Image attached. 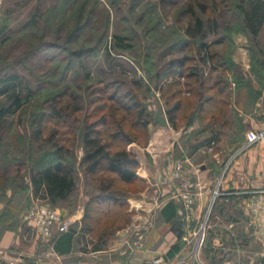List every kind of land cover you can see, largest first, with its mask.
I'll return each instance as SVG.
<instances>
[{
    "label": "rangeland",
    "instance_id": "1",
    "mask_svg": "<svg viewBox=\"0 0 264 264\" xmlns=\"http://www.w3.org/2000/svg\"><path fill=\"white\" fill-rule=\"evenodd\" d=\"M189 1L192 0H81L80 3L73 0H0V21L2 25L8 23L6 35L10 37L0 46V75L3 71H16L24 82L29 83L35 90V98L16 113L6 116L0 125V175L7 172V177H11L18 171L13 161L14 157L21 156L22 152H17L18 148L14 147L24 145L28 147L27 137H30L34 129L39 113L46 109L48 96L66 90L67 93L73 91L75 96L82 100L84 107L89 108L91 98H99L96 103L104 102L105 91L101 90L100 83L109 81L112 87L114 85L125 88L126 85L139 93L146 90L147 94H152L150 108L155 113L157 105L161 107V104L158 100L159 93L146 74V71L153 74L155 68L149 66L148 69L145 65L143 59L147 53L145 46L149 45L151 49L148 51L154 53V46L157 44L158 53L169 42L162 44V32L164 34L170 28L186 29L192 22L191 14L186 10ZM225 1L221 6L213 4L212 7H208L204 16L209 17L213 13L227 16L229 11L235 10V5L238 3L244 5L248 0ZM40 3L41 17L39 24L34 27L29 24L31 14ZM183 9L186 12L182 13ZM220 22L224 23V19ZM148 29L156 30L148 33ZM113 34L125 36L124 43L129 47H114ZM105 39L109 41V55L105 51L103 42ZM232 40L234 47L231 59L235 64L233 71L243 79H250L255 86L253 99L250 94L247 95L245 89L227 97L229 100L227 109L230 107L236 109L241 121L238 119L235 123L233 120L232 128L225 125L226 130L214 131V138L194 149L188 143L182 142V137L190 133L178 132L180 129L172 131L168 126L160 127L153 117L147 130L143 127L136 128V131L130 130V134L137 141L127 145L129 152L137 157V154L142 155L144 151L150 160L157 156L172 155L173 173L224 171V166L232 158L238 142L252 127L249 123L250 118L259 122L264 121V18L254 37L236 33ZM228 74L231 76L232 72ZM138 79H142L146 85L141 83L139 87L133 86L134 81ZM99 80L103 82H98ZM180 81L185 82V79L181 78ZM230 87H235L234 82L230 81ZM95 89L98 91L97 94L94 92ZM1 94L0 85V108L7 105V100ZM58 99L62 102H71L67 94ZM107 103L111 105L110 102ZM94 105L95 103L92 107ZM67 121V126H64L56 124L52 119L49 120V117H44L42 123L45 130L39 142L35 143L34 151L40 157L49 159L50 145L45 143V140L50 130H56L55 138L70 147L71 153L66 152V155L77 169L79 177L77 192L66 201L54 203L53 207L63 211L67 217L74 218L78 210L84 214L86 198L83 193L85 182L90 180L80 164L83 153L81 133L84 113L72 114ZM153 138L157 141L151 144ZM149 145H153V149L145 150ZM5 151L9 155L7 158L4 156ZM97 177L92 181L99 184ZM24 181L29 184V191L15 194L12 204L22 208L26 205L27 197L30 198L31 204L33 201H46L50 204L41 195L35 196L29 174L24 177ZM139 186L144 185L134 183L131 188ZM6 193L7 196L11 195V189H7ZM3 206L4 204L0 202V209ZM18 237L19 244L11 248L10 253L12 256L21 255L23 258L21 262L24 264L45 263L55 258L50 245L42 243L32 227L25 232L20 231Z\"/></svg>",
    "mask_w": 264,
    "mask_h": 264
},
{
    "label": "trees",
    "instance_id": "2",
    "mask_svg": "<svg viewBox=\"0 0 264 264\" xmlns=\"http://www.w3.org/2000/svg\"><path fill=\"white\" fill-rule=\"evenodd\" d=\"M222 2L226 1H189L186 10L191 14L192 22L186 29L170 28L164 34L162 32V44L169 42L158 53L157 44L154 46V53L148 51L151 49L149 45L145 46V65L148 69L149 66H154L155 70L153 74H149L146 69L144 71L159 93L158 100L166 118L173 129L184 127L183 133H190L182 137V142L188 143L194 149L214 138V131L226 130L225 125L233 126V120L235 123L238 119L241 121L236 109H227L228 96L245 89L251 99L255 97V86L251 80L243 79L233 71L235 64L231 59L234 47L232 36L236 33L255 36L264 18V2L248 0L244 5H235L234 8L238 11L231 10L227 16L222 13L204 16L208 7L213 4L221 6ZM40 6L41 3L31 14L29 24L34 27L39 24ZM219 18L224 19V23H221L222 19ZM7 26L8 23L2 25L0 21V46L10 39L6 35ZM153 30L156 29H148V33ZM112 38L114 47H129L124 43L125 36L113 34ZM103 42L106 54L109 55V41L105 39ZM228 72H232V75ZM181 78H184L185 82H181ZM22 80V76L16 71H3L0 75L1 95L7 100V105L0 108V125L6 116L16 113L35 98V90ZM230 81L234 82V88L230 87ZM141 83L145 84L142 79L135 80L133 86L139 87ZM100 84L101 90L105 91L104 102L96 103L100 99L91 98L89 108L84 107L82 100L75 96L73 91L67 93L66 90L48 96L46 109L39 113L34 129L30 137H27L28 147H14L18 148L17 152H22V155L15 156L13 161L18 171L11 177H7V172L0 175V202L4 204L0 209V236L5 230L16 231L20 228L21 232H25L31 228L25 219V213L31 204L30 198L25 199L26 205L22 208L12 204L15 194L29 191V184L24 181L27 174L35 196L41 195L52 206L58 201L68 200L77 192V169L66 155V152L71 153L70 147L55 138L56 130H50L45 140V143L50 145L49 159L40 157L34 151L35 143L39 142L45 130L42 123L44 117H49V120H54L56 124L67 126L68 117L76 113H84L81 133L83 153L80 164L84 174L90 179L85 182L83 195L86 199L80 230L90 238H109L128 223L130 212L126 199L142 191L146 182L137 176L139 161L127 150V145L137 141L130 134L132 130L136 131L138 127L148 129L154 117V111L150 108V99L153 96L147 94L146 90L139 93L126 85L125 88L114 85L112 87L109 81ZM110 88L112 89L108 92ZM94 92L97 94V89ZM66 94L71 102L58 99ZM154 99L157 102V99ZM194 121L198 122V126L186 131ZM244 140L245 136L238 145ZM4 156H9L7 151ZM96 176L99 178V184L92 181ZM134 183L144 186L131 188ZM7 189H11L9 196ZM74 232V227H70L59 234L50 246L56 251L68 250Z\"/></svg>",
    "mask_w": 264,
    "mask_h": 264
},
{
    "label": "crops",
    "instance_id": "3",
    "mask_svg": "<svg viewBox=\"0 0 264 264\" xmlns=\"http://www.w3.org/2000/svg\"><path fill=\"white\" fill-rule=\"evenodd\" d=\"M249 123L251 129L264 127V121L253 118ZM158 126L173 131L168 120L167 126ZM197 126L194 121L186 131ZM156 141L153 138L150 143ZM240 145L223 172L186 171L178 177L171 171L172 155L150 160L144 151L137 154L136 174L146 187L127 198L128 223L112 237L90 238L80 230L83 212L78 210L70 217L69 228L75 232L69 249L56 251L50 246L55 258L45 263L145 264L160 256L165 264H264V145L257 142L239 150ZM150 149L153 145L145 150ZM216 186L222 195L214 197ZM20 231L9 229L1 234L0 264L10 260L24 264L21 255L10 253L19 244Z\"/></svg>",
    "mask_w": 264,
    "mask_h": 264
},
{
    "label": "built area",
    "instance_id": "4",
    "mask_svg": "<svg viewBox=\"0 0 264 264\" xmlns=\"http://www.w3.org/2000/svg\"><path fill=\"white\" fill-rule=\"evenodd\" d=\"M257 142H260L264 145V127L260 129H248L245 132V140L239 146V150H243ZM180 173L182 172L176 171L174 175L178 177ZM220 194L222 195V192H220L216 187L213 196L216 197ZM25 219L28 225L33 228L37 238H39L42 243H47L49 245H51V243L58 237L60 233L67 231L71 224L70 218L67 217L63 211L51 206L46 201H33L25 213ZM205 222L206 219L197 232L198 237L194 243V247L192 250L193 255L195 254L200 244L202 233L205 227ZM5 264H17V262L16 260H10ZM38 264L45 263L40 262ZM145 264H165V262L163 261L162 257L157 256L146 262Z\"/></svg>",
    "mask_w": 264,
    "mask_h": 264
},
{
    "label": "water",
    "instance_id": "5",
    "mask_svg": "<svg viewBox=\"0 0 264 264\" xmlns=\"http://www.w3.org/2000/svg\"><path fill=\"white\" fill-rule=\"evenodd\" d=\"M154 121L161 126H167V120L163 115L162 109L160 106H157L156 112L154 114Z\"/></svg>",
    "mask_w": 264,
    "mask_h": 264
}]
</instances>
